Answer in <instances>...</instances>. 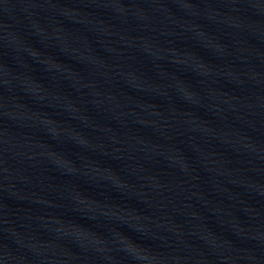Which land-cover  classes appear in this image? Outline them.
<instances>
[{"label":"water","instance_id":"95a60500","mask_svg":"<svg viewBox=\"0 0 264 264\" xmlns=\"http://www.w3.org/2000/svg\"><path fill=\"white\" fill-rule=\"evenodd\" d=\"M0 264H264V0H0Z\"/></svg>","mask_w":264,"mask_h":264}]
</instances>
